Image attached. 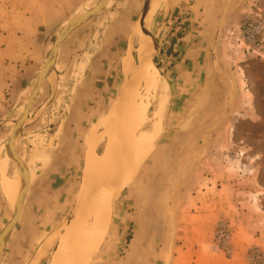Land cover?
Masks as SVG:
<instances>
[{
  "label": "rangeland",
  "instance_id": "1",
  "mask_svg": "<svg viewBox=\"0 0 264 264\" xmlns=\"http://www.w3.org/2000/svg\"><path fill=\"white\" fill-rule=\"evenodd\" d=\"M164 1L144 23L151 42L150 62L158 77L151 93L145 89L133 51L136 40H130L146 0H89L79 10L88 11L84 17L66 19L49 35L0 33V81H6L0 82V93L6 97L0 104L2 153L16 167L22 183L25 168L20 159L26 171L44 181L37 193L32 226L26 221L17 227V232L25 234L10 243L2 264H57L53 256L66 227L72 218L73 223H91L89 211L95 205L102 207L104 227L88 264H194L191 255L180 248L190 241L184 237V226L195 203H210L218 211L232 209L230 195L248 200L240 191L254 194L255 211L245 210L240 227L228 216L215 218L212 263L229 264L236 237L260 235V215L264 217V32L249 45L241 34L246 19L264 26V0H180L171 10ZM163 9L165 16H161ZM172 38L179 39V45L166 54V43ZM31 40L40 45H21ZM129 50L133 52L129 72L135 95L119 108L105 136L101 124L110 121L109 113L124 104L128 91L122 58ZM141 96L147 97L146 120L134 134L149 135L152 130L156 135L131 177L119 181L110 176L127 155L123 137L141 122L138 115L132 117L135 111L140 113ZM25 111H29L28 122L23 121ZM155 122H159L157 131ZM91 133L95 134L91 145L95 155L106 151L114 155L109 153L110 162L96 178L91 175L93 165L88 171L85 166ZM114 133L123 147L115 154L112 144L105 149ZM84 179L92 183L85 186ZM220 225L229 234L222 245L215 238ZM260 251L264 255L258 246L248 247L243 261L260 264L250 258ZM203 264L209 263L203 260Z\"/></svg>",
  "mask_w": 264,
  "mask_h": 264
},
{
  "label": "crops",
  "instance_id": "2",
  "mask_svg": "<svg viewBox=\"0 0 264 264\" xmlns=\"http://www.w3.org/2000/svg\"><path fill=\"white\" fill-rule=\"evenodd\" d=\"M110 1H114V0H106V3H109ZM88 2L89 0H0V33L20 34L21 36L22 35L35 36L40 34L49 35L56 33L58 26L62 25L66 19H68L69 21H73L74 19L85 15V13H87L88 11L86 12L83 11L84 13L83 12L80 13L79 10L82 9L84 4H87ZM164 2L168 10H171L174 6L181 3L180 0H169L167 3L165 0ZM154 12L155 10L150 14L149 18H151ZM89 16L90 15H88V17ZM163 16H165V14H163ZM70 29L71 27L68 30H66V33H68ZM134 29L131 32L130 40L131 42H133L132 41L133 38H135L136 40L135 41L136 47L133 50L136 55V48L138 45L139 38H138V33L136 34ZM34 39L36 38L34 37ZM34 39L32 38V40ZM32 40L29 42L21 41L22 43L21 45H40L39 43L37 44L35 41ZM147 41H148L147 42L148 48L146 51L150 56L149 45H151V42L148 39V37H147ZM60 43L62 45L66 42L64 41ZM166 45H167L166 47L167 49L164 52L168 54L171 51L175 50L176 45H179V39L172 38L170 39L169 42L166 43ZM142 51L143 50L141 49L139 50V56H138L139 64H140V55ZM132 54L133 52L129 50V52H127V54L122 58L123 71H124L123 61L125 57L127 59V57L130 56L132 61L133 59L131 56ZM170 55L171 54H169V56L167 55V57H170ZM131 70H132V65H131ZM131 70L130 72L124 71L127 77V81L129 82L128 87H126V90L130 89L132 84ZM140 72L142 75L141 68H140ZM0 82L6 83V81L4 82L2 80ZM25 83L26 80L24 81L22 87L25 86ZM1 93H0V104L2 99L6 98L3 95L2 90ZM28 113L29 111H27L23 117V121L25 119V122H28L27 120L28 118L27 119L25 118L26 115L28 116ZM136 115L137 112L135 111L132 117ZM2 128L3 127H1L0 130ZM123 129H125V127ZM11 134L13 133L10 132L9 135ZM3 137L4 135L0 133V264L3 263V258L8 257L10 243L12 241L14 242L15 239L18 238L17 237L18 235L22 234L23 236L25 234V231L17 232V227H20L26 221H27L26 222L27 226H32L33 218L31 216L33 213V209L36 207L35 203L39 198L37 193L38 191L42 190V187L40 186L44 182L39 177L35 179L34 177L35 174L32 175V173L27 171L30 178L28 193L20 208L17 219L14 221V223H12L14 219L15 205L17 202L16 198L20 189V181H19L20 174L18 173L16 167H14V165H12L10 160L8 158H5V155L2 153L1 143L5 140L2 139ZM88 138H89L88 147L92 149L91 145H92V140L95 139V134L92 135L91 133ZM108 145L109 143L107 142L105 149H107ZM89 148L87 150L86 159L89 156L88 155L90 150ZM86 163L87 162L85 161V166ZM44 189L46 190L47 188ZM240 193L244 194V197L247 196L248 200L247 199L241 200L242 197L239 199H234L233 196L230 195V201H232L233 203L232 209L231 208L227 209L226 207H224L222 211H218L216 208L214 209V207H212L213 205H211L210 203L209 205L202 201H199L200 204L198 202L195 203L194 211L190 212L188 217L189 220L184 226V231H185L184 237L187 236V238H189L190 241L183 242L182 243L183 247L180 248V249H184L183 250L184 252H188L191 255V259L194 264H203V260H206V262H208L209 264H213L212 263V260L214 259L213 256L216 255L211 253L210 241H211L212 228L216 220L215 218H219L220 216H228L229 221H231L237 227H240L241 225H243V222L241 221L242 220L241 217L243 214H245V210L252 212L255 211V202L254 200H252L254 194L250 193L249 191H240ZM195 200H197V198H195ZM261 209L262 206L260 205V213H263ZM10 225L11 227L9 228ZM205 227H207V229ZM260 227H261L260 235L256 236L255 238L251 237L248 239H240V240H238L237 237L235 238V247H234L235 254L230 259L227 260L229 261V264H246L243 261V256L248 247L258 246L264 252V217L261 215H260ZM235 233H238V231H235Z\"/></svg>",
  "mask_w": 264,
  "mask_h": 264
},
{
  "label": "bare ground",
  "instance_id": "3",
  "mask_svg": "<svg viewBox=\"0 0 264 264\" xmlns=\"http://www.w3.org/2000/svg\"><path fill=\"white\" fill-rule=\"evenodd\" d=\"M168 1L166 0V3ZM161 2H162V0H151V2H150V0H146L145 12H144L143 16H141V19H140L139 24H138L140 26L137 25L136 28L134 29L136 34L139 32L141 33V34H138L139 41H138V45L136 48V57L138 59L139 68H141V71H142V77L144 80V84L147 87L150 86L148 88V90H147V87L145 88L148 93H151L152 91H154L156 89L158 77L153 71L152 64L149 60L148 52L146 51L148 48L147 47V35L148 34H147L146 29H145L144 23L149 21L150 14L155 10V8ZM140 29H141V31H140ZM141 48L142 49L144 48L145 50H143L141 52L140 64H139L138 56H139V50ZM123 65H124V71L129 72V67H130V65H132V61H131L130 56L127 57V59L125 57V59L123 61ZM134 93H135V88L132 89V87H131V89H128V91H126V94H125L126 96L124 97V100H123L124 104H126V102H128L129 100H132L134 98V95H135ZM144 95H145V93H144ZM142 96L140 98L141 104L139 103V107H138V111H140V113L138 112V114H137L138 115L137 118H138V120L141 119V122H139V124L137 123L138 125H136V127L130 128V130H128V132L126 134V137L125 138L123 137V146L126 150L127 155L125 156L124 159H122L123 158L122 157L120 160H119L120 156H118V155L116 156V158H117L116 160H119V162L116 165V167H113L114 168V174L110 176L111 178H113V177L118 178L119 181L124 180V179L125 180L128 179L129 175L132 172V169L135 168V165L138 162H140L144 158V156L147 155V153L149 152V150L151 148V143L154 139V136L156 135L155 131H157V129H158V128L157 129H155V128L159 127V126H156V125H159V122H155V123H157V124L154 123L155 131L154 130L153 131L155 133H153L151 130L150 131L151 133L149 132L150 133L149 135L145 134L146 136L145 135L144 136H138V135L134 134L135 129L140 128L146 120V107H145L146 101H144V100H145V98L147 100V97H142ZM124 104H122V105L119 104L117 106L116 110L114 108L109 113V115H108L109 119L108 120H110V121L106 120L107 122L104 123L105 125L101 124L102 126L104 125L103 127L102 126L101 127L104 129L105 136H106V133L110 129H112V125L115 124V122L110 123L111 121H115L113 119L114 115L117 114V112L119 111V108L123 107ZM159 105H160V103H159ZM139 117H140V119H139ZM153 117H154V115H153ZM159 118L157 119L158 121H160ZM154 125H152V126H154ZM17 129H18V126H16V128L14 129V132H16ZM132 130H133V132L131 133L132 135L128 137V134H130V131H132ZM101 132L103 133L102 130H101ZM99 134H100V132H99ZM92 135H94V133H92ZM100 135H102V134H100ZM97 137H99V136H97ZM117 140H118V135L116 133H114V135L111 137V139L108 140L109 141L108 143L112 144L111 148H112V151L114 152V154L118 153L116 151H120L119 149L121 147V146L119 147V145H118V142L120 140L119 141H117ZM121 148H123V147H121ZM121 150H123V149H121ZM125 150H123V152ZM109 153L112 156H114L110 151L109 152L106 151L102 156H100V155L97 156L92 152V149L89 150V154H88L89 156L86 159V162H87L86 163V170L91 169L92 166H90V165L92 163V165H93L92 171H94V172L91 175L92 176L94 175L93 178H96L97 177L96 175H99V173L103 175L107 164L110 162L111 156L109 155ZM22 167H23V165H22ZM130 177H131V175H130ZM19 181H20V189H19L18 194L21 192L22 185H23L21 180H19ZM90 181H87V182L92 183V181L91 182ZM96 181H98V180H96ZM87 182H86V179H84L82 184H84L86 186ZM81 187H83V186H81ZM84 188H86V187H84ZM80 189H82V188H80ZM84 190H87V189H84ZM103 190H105V187ZM98 192H100V191L98 190ZM106 197L107 196H105L103 199L105 200ZM107 198H108L107 201L109 202V199H110L109 196ZM81 200H82V197L78 198L77 203H80ZM79 212L81 213L82 211H79ZM89 213H90V215L92 214V216H93L91 223L90 222H89V224L88 223L78 224L77 222L73 223V221H75V220L72 218V220H73L72 223L70 221L71 224L69 223V225L66 227V230H65L66 232L64 233L63 237L60 239L61 240V246L58 249V252L55 254V256H53L54 257L53 260L55 262H57V264H88L89 263L91 255L96 251V247H97V244L99 242L98 239H99V237L102 233L103 227H104V217H105L102 213V207L99 208L97 205H95V207L93 206L91 208V212L89 211ZM76 217H78V216H76ZM75 219L77 220V218H75ZM78 219H79V217H78ZM54 264H56V263H54Z\"/></svg>",
  "mask_w": 264,
  "mask_h": 264
},
{
  "label": "built area",
  "instance_id": "4",
  "mask_svg": "<svg viewBox=\"0 0 264 264\" xmlns=\"http://www.w3.org/2000/svg\"><path fill=\"white\" fill-rule=\"evenodd\" d=\"M250 19H246L243 22L242 25V39L243 42L247 45L253 44L256 42V38L259 34H262L264 32V26L257 20L249 21ZM215 238L219 245L225 244L228 242L229 234L227 233V230L220 225L216 232H215ZM254 261H260V264L264 261V255L260 251V253H252V256L250 257Z\"/></svg>",
  "mask_w": 264,
  "mask_h": 264
},
{
  "label": "water",
  "instance_id": "5",
  "mask_svg": "<svg viewBox=\"0 0 264 264\" xmlns=\"http://www.w3.org/2000/svg\"><path fill=\"white\" fill-rule=\"evenodd\" d=\"M145 6H146V4H145ZM164 9L162 11L163 13H161V16L164 14ZM144 12H145V7H144V9L142 11V16H143ZM82 17H84V15ZM65 33H66V30L63 31L62 34L64 35ZM55 45H57V43H55ZM154 47H156V44L154 45ZM44 74L46 75L45 72H44ZM33 94H34V92H33ZM16 125H18V124H16ZM20 162H21V164H23V167L25 168L24 171H23V177H24L23 181L24 182H23V187H22L21 193L19 195L20 197H18L19 199H17L16 205H15L14 219H13L12 223H14V221L17 219V217L19 215L20 208H21V206L23 204V201L26 198V195L28 193L29 183H30V178H29L28 172L26 171L25 164H24V162L21 159H20ZM11 225L9 226V228L11 227Z\"/></svg>",
  "mask_w": 264,
  "mask_h": 264
}]
</instances>
